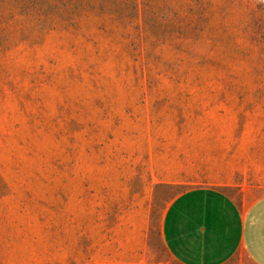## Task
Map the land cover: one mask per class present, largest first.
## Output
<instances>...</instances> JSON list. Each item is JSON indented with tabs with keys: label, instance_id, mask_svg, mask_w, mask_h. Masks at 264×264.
Segmentation results:
<instances>
[{
	"label": "rangeland",
	"instance_id": "1",
	"mask_svg": "<svg viewBox=\"0 0 264 264\" xmlns=\"http://www.w3.org/2000/svg\"><path fill=\"white\" fill-rule=\"evenodd\" d=\"M197 187L264 195V0H0V264H176Z\"/></svg>",
	"mask_w": 264,
	"mask_h": 264
},
{
	"label": "crops",
	"instance_id": "2",
	"mask_svg": "<svg viewBox=\"0 0 264 264\" xmlns=\"http://www.w3.org/2000/svg\"><path fill=\"white\" fill-rule=\"evenodd\" d=\"M161 236L176 264H264V195L244 208L220 189H189L167 207Z\"/></svg>",
	"mask_w": 264,
	"mask_h": 264
}]
</instances>
